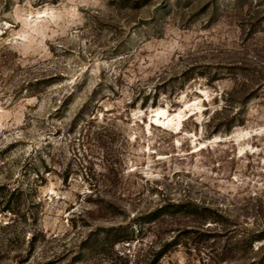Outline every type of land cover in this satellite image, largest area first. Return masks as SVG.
I'll use <instances>...</instances> for the list:
<instances>
[{"label":"rangeland","instance_id":"1","mask_svg":"<svg viewBox=\"0 0 264 264\" xmlns=\"http://www.w3.org/2000/svg\"><path fill=\"white\" fill-rule=\"evenodd\" d=\"M118 226L133 240L95 249ZM245 229L264 231V0H0V264H264V240L218 259Z\"/></svg>","mask_w":264,"mask_h":264},{"label":"trees","instance_id":"2","mask_svg":"<svg viewBox=\"0 0 264 264\" xmlns=\"http://www.w3.org/2000/svg\"><path fill=\"white\" fill-rule=\"evenodd\" d=\"M89 106V102H86L84 106L80 109V111L77 113L74 122H78L81 118H84V116H87L86 110ZM92 115V121L93 122L96 118L93 112ZM88 122L87 125H85L82 128V131L85 133L84 135H87L91 132L90 123ZM231 127H229L228 130H230ZM105 129V128H103ZM98 135L99 139H103V133L102 131H98L96 133ZM97 191L93 189V194H96ZM104 201V199H102ZM108 205L114 209L118 210L119 207L116 203L113 202V200L107 201ZM172 208H174V212H177L179 214H183L186 216H194L200 224L203 226L208 222H214V223H221V220H225L224 216L220 214L216 209H213L209 206H204L201 204H198L193 201H187V202H176L170 205ZM121 227H113L107 230V233L103 237L96 238L92 241V243H95L97 247L100 246L101 249H103V246L110 244L111 246H114L121 242H130L133 240V236L129 233H125L124 231H121ZM191 232V231H187ZM205 236L212 237L210 233H206L205 231L202 233ZM264 240V231L260 233H254L253 231H250L248 229L244 230V233L239 237L236 238L232 243L229 242L226 246H224L222 249L218 250L216 252V255L218 259L221 260H228L231 256L236 255L240 252H254L255 243ZM89 250L90 247H87ZM264 250V245L260 248V251ZM259 253V250L258 252ZM259 262V261H258Z\"/></svg>","mask_w":264,"mask_h":264}]
</instances>
